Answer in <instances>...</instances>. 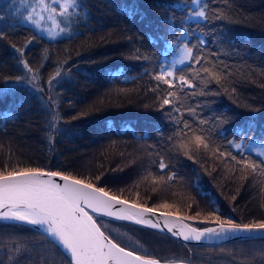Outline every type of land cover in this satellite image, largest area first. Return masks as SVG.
Wrapping results in <instances>:
<instances>
[{
    "label": "trees",
    "instance_id": "trees-1",
    "mask_svg": "<svg viewBox=\"0 0 264 264\" xmlns=\"http://www.w3.org/2000/svg\"><path fill=\"white\" fill-rule=\"evenodd\" d=\"M12 2L0 0V15L4 16L0 29L7 33L6 38L0 39V90H4L0 93V170L7 164L9 168L61 171L123 198L128 195L124 187L130 184L126 180L134 170L131 167L138 166L147 174L154 171L159 175L158 160L162 155L169 164L167 171L177 174V184H173L171 192L178 193L176 197L188 205L194 202L208 213L215 209L224 219L232 218L236 223L264 219L261 207L264 175L252 173L230 159L217 160L203 149L197 153L192 145L197 162L187 159L182 150L168 141L174 126L164 112L157 110V93L149 90L156 82L145 74L146 70L152 72L159 64L169 62L184 42L190 46L197 38L206 39L205 51L217 66L213 70L223 73L224 79L220 84L205 79V90L218 94L187 96L181 92L177 106L205 105L200 114L209 119L226 114L232 122L221 133L222 136L226 133L225 139L231 138L233 130L251 128L249 135L254 136L255 144L264 151L261 144L264 141V0H206L210 21L189 19L186 26L195 29L192 35L171 43L167 20L174 16L176 29H180L186 13L175 5L181 0H81L84 10L70 25L71 37L61 34L55 40L21 23L14 10L6 7ZM216 12L224 18L215 19ZM32 35L38 38L28 45L23 59L31 67L40 68L43 78L53 76L57 65H62L64 74L54 82L51 92L49 86L43 93H36L27 82H14L26 70L12 45L22 47ZM212 52L216 55H210ZM135 55L147 56L150 60H137ZM95 56L100 61L89 63ZM206 66L213 68L212 64ZM201 75L207 77L206 73ZM196 83V91L204 88L199 78ZM112 84L125 95L107 97L102 102L103 92L112 88ZM165 88L161 85V95ZM49 95L56 99L55 113L59 116L60 131L55 133L50 128ZM9 112L11 117L5 115ZM184 118L192 119L187 113ZM137 127L143 130L138 131ZM123 140L128 143L124 144ZM217 143H222L220 138ZM123 147L132 153L120 151ZM249 158L260 160L264 156L249 153ZM150 200L148 205L153 203ZM199 220L214 223V218ZM3 226L32 237L16 234V241H0V261L7 260V245L20 244L33 250L35 264H40L41 257L34 246H41L48 253L42 257L45 264H66L60 250L34 229L19 222L0 221V227ZM251 240L259 239L231 241L219 247L234 249L236 244H241L242 252L248 249L252 254L263 253L264 249ZM256 257L239 253L236 258Z\"/></svg>",
    "mask_w": 264,
    "mask_h": 264
},
{
    "label": "snow or ice",
    "instance_id": "snow-or-ice-1",
    "mask_svg": "<svg viewBox=\"0 0 264 264\" xmlns=\"http://www.w3.org/2000/svg\"><path fill=\"white\" fill-rule=\"evenodd\" d=\"M6 7L14 10L13 14L20 18L21 23H28L37 32H46L51 40H55L61 34H67L70 38L72 34L70 25L84 10L81 0H13ZM175 7H182L186 15L183 16L178 31L175 17L168 18L170 43L180 40L181 37L192 35L195 29L186 26L189 19L203 23L210 21L209 6L206 0H181ZM214 18L219 20L224 17L222 13L216 12ZM3 20L4 16L0 15V21ZM48 22H51L52 28L42 27V24ZM62 23L68 26H61ZM199 26L198 23L197 27ZM6 35L7 33L0 29V39L6 38ZM203 35L201 31V36ZM37 38L35 35L30 36L22 47L12 45L21 57L19 63L26 70V74L15 77L14 82H27L33 87L34 92L43 93L44 88L35 86L39 79L40 68L34 70L28 61L23 59L28 45ZM220 40H223L222 36ZM207 43L208 41L203 38H197V42L190 46L188 42H184L179 49L181 55L173 64H159L152 72L147 70L145 72L156 82L155 87L149 90L157 93L159 102L157 110L164 112L169 123L174 126V131L168 137V141L175 148L182 150L187 159L194 162L197 161H195L190 145L195 147L197 153L203 149L205 154L217 160L230 159L236 165L250 169L252 173L258 172L264 175V159L249 158V153L264 156V151L255 144L254 136L249 135L253 131L251 128L233 130L231 138L225 139L226 133L224 136L221 133H224V126L232 122L231 117L222 114L211 119L205 118L200 114V109L205 106L202 104L177 106L181 92L187 96L218 94L205 90L207 88V83H204L205 79L209 83L214 80L217 84L224 79L223 73L213 70L217 66L214 61L209 60V54L205 51ZM136 51L139 52L138 49ZM210 55L215 56L216 53L212 52ZM134 58L150 60L149 57L141 55H135ZM208 64H212L213 68L206 66ZM178 65L187 67L178 68ZM40 67L42 68L43 65ZM193 72L195 75H192ZM201 73H206L207 77ZM63 74L62 65H57L55 74L47 82L50 92L54 82ZM197 78L204 84V88L200 91H196ZM5 82L8 83L7 78ZM161 85L166 86L162 95L160 94ZM3 91L0 90V93ZM39 99L42 103L44 102L42 96ZM47 107L52 113L50 128L54 133L58 132L60 129L58 128L59 116L55 113L56 99L51 95H49ZM166 109L168 110L165 111ZM185 113L192 119H185ZM5 115L11 117L10 112ZM157 134L160 135V133ZM217 138H220L222 143H217ZM261 144L264 145V141ZM168 168L169 164L165 157L159 156L158 169L164 173L158 177L160 180L166 178L168 182H171L177 179V174L168 172ZM148 174L152 175L151 172ZM57 178L63 183L58 182ZM96 179L99 180L100 177L97 176ZM261 191L264 192V186ZM235 199L236 197H233V200ZM261 207L264 208V203ZM171 208L173 205L167 202L152 207L135 201L130 202L120 196L110 194L103 187H97L91 182L61 171H45L41 168L18 166L9 168L7 164L0 170V221L26 222L34 226L42 238L60 250L66 264H161L159 259L122 246L121 242L114 239L106 230V224L98 219L100 216L131 221L137 225L160 231L166 229L167 233L173 237L182 238L185 242H199L210 238L227 239L239 233L245 234V237L249 239L255 238L257 234L264 239V219H256L249 223H236L232 218L224 219L214 209L208 213L205 220L214 218L216 227L199 228L185 222L195 220L200 215L199 212L195 216H180L178 212L170 211ZM159 209L165 211L157 215ZM32 252L31 248H24L20 244H16L15 247L7 245L5 253L7 260L0 261V264H11L13 261L15 264H35ZM17 257H23V259H17ZM40 264H45L43 258Z\"/></svg>",
    "mask_w": 264,
    "mask_h": 264
},
{
    "label": "rangeland",
    "instance_id": "rangeland-1",
    "mask_svg": "<svg viewBox=\"0 0 264 264\" xmlns=\"http://www.w3.org/2000/svg\"><path fill=\"white\" fill-rule=\"evenodd\" d=\"M26 23V22H25ZM30 26L28 23H26ZM44 28H52L53 25L51 22L46 24H42ZM58 31L59 29H54ZM45 35L46 32L44 33ZM121 44V42H119ZM181 53L178 51L174 56L169 58V62H166L165 65H171L174 61L178 60ZM100 59L96 56L92 57L89 63H97ZM60 62V61H59ZM181 65H178L179 68ZM35 70L37 67L32 66ZM45 80V81H44ZM48 80L49 78H43L39 74V79L36 81L35 86L39 87H48ZM43 81V82H42ZM33 88V87H32ZM46 91V89H44ZM105 95L102 97V102L106 100L107 97H123L125 94L120 89H116L113 87L109 88L108 90L104 91ZM147 129V127H145ZM138 131H142V127H137ZM124 144H127L128 141L123 140ZM114 151H117L114 148ZM120 151H124L127 153H132L126 147L120 149ZM131 157H128V159ZM151 166V162H148ZM134 169L131 173L132 175L127 176L130 184L124 187V190L128 195L125 197H121L122 199H127L130 202H137L140 204H144L146 206H156L160 203L167 202L173 205V208L170 209L172 212H178L180 216H194L197 212L200 213V217H196L195 220H188L187 222L190 225L198 227V225H204L199 220L200 218L207 217L208 212H204L199 209L195 203L191 202L189 205L183 200L180 199L178 193L171 192L173 184H177L176 180L168 182L165 180H160L158 177L160 175H164V173L159 172L157 175L154 171H149L152 175H148L146 172H143V169H140L138 166L131 167ZM151 168V167H149ZM144 185L145 187H142ZM99 187V186H98ZM146 194V196H144ZM176 198L177 201L175 199ZM151 199L150 205L147 204V200ZM179 199V200H178ZM160 211H165L164 209H159ZM101 221L106 224V230L111 234V236L116 239L117 241L121 242L122 246L127 248L134 249L141 254L148 255V256H158L162 259L166 260H173V262L183 261L189 264H235V262L245 263V264H257L259 261H264V252L259 254H252L249 252L248 249L245 252H242L243 248H240L241 244H236L234 249H227L224 247L216 246L211 248L209 245L203 244H194L193 246H189V243L180 241L176 242L173 237L170 235L162 234L153 230H147L146 228H139L135 226H125L120 225L117 222L112 220H108L102 217H98ZM6 226L0 227V241H16L17 237L16 234H22L25 237H32L26 232L18 231L16 229L7 228ZM235 241V240H234ZM233 242V241H232ZM251 243H257L264 249V239L259 238V240H251ZM209 248H208V247ZM213 247V246H212ZM34 251L42 258L43 256H47L48 253L45 252L41 246H34ZM239 253H247L252 256H258L254 259H242L236 258ZM59 263V261H56ZM212 262V263H210ZM62 264H65L64 262ZM264 264V263H263Z\"/></svg>",
    "mask_w": 264,
    "mask_h": 264
},
{
    "label": "water",
    "instance_id": "water-1",
    "mask_svg": "<svg viewBox=\"0 0 264 264\" xmlns=\"http://www.w3.org/2000/svg\"><path fill=\"white\" fill-rule=\"evenodd\" d=\"M57 181L60 182V183H63L62 181H59V178H57ZM98 187V186H97ZM162 212L160 210H158L157 212V215H159V213ZM100 217H103V216H100ZM104 218H107V219H110V220H114V221H119V222H125V223H130V224H134V225H137L135 224L134 222H131V221H120V220H115V219H112V218H108V217H104ZM186 223H188L187 221H185ZM21 223H24L26 225H29L27 224L26 222H21ZM189 224V223H188ZM31 226V225H29ZM137 226H140V227H144V228H148V229H151L153 231H156V232H160V233H165L167 235H170L172 236L171 234L167 233V230L165 229L164 231H160V230H157V229H152V228H149L147 226H144V225H137ZM193 226V225H192ZM34 227V226H32ZM195 227V226H193ZM204 227H216V223H213V224H209V225H206V226H203V227H199V228H204ZM35 228V227H34ZM173 237V236H172ZM174 239L176 240H180V241H183L182 238H178V237H173ZM255 238H260L259 235L257 234L255 236ZM255 238H252V239H255ZM242 239H249V238H246L245 237V234L243 233H239L237 234L236 236H230L229 238L227 239H217V238H210V239H206V240H202V241H199V242H196V241H190V242H187L189 244H192V245H196V244H203V245H209V246H214V245H220V244H223V243H226V242H229V241H234V240H242ZM185 242V241H184ZM161 264H164V262H161ZM168 264H180V262H168ZM182 264H189L187 262H182Z\"/></svg>",
    "mask_w": 264,
    "mask_h": 264
}]
</instances>
